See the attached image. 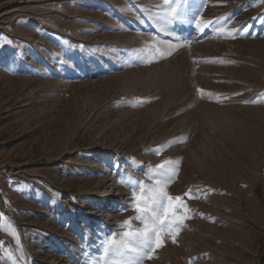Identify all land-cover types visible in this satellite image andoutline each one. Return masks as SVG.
Segmentation results:
<instances>
[{
	"label": "rangeland",
	"instance_id": "374dc122",
	"mask_svg": "<svg viewBox=\"0 0 264 264\" xmlns=\"http://www.w3.org/2000/svg\"><path fill=\"white\" fill-rule=\"evenodd\" d=\"M162 2L0 0V264H96L162 163L189 218L140 264H264V0Z\"/></svg>",
	"mask_w": 264,
	"mask_h": 264
},
{
	"label": "snow or ice",
	"instance_id": "6c2138e0",
	"mask_svg": "<svg viewBox=\"0 0 264 264\" xmlns=\"http://www.w3.org/2000/svg\"><path fill=\"white\" fill-rule=\"evenodd\" d=\"M187 0H163L162 14L156 17L157 22L161 24V28H167V25L173 24L175 21L181 20L184 15V6ZM209 25H205L208 27ZM199 28L200 25L197 24ZM203 31V29H200ZM225 36H233L234 30H221ZM166 42L159 41L154 45H150L148 50H140L143 54L150 53L154 58L171 55V51H165L164 44ZM146 62H152L147 60ZM198 89V92H202ZM143 102V101H141ZM159 155V152H157ZM156 173L152 185L145 184L144 181H137L133 185L132 200L129 205L134 210L135 215L120 223L119 227L125 229L119 234L113 233L110 238H101L100 255L96 264H140V261L149 251L162 246L161 234L167 230L171 235L173 242H176L174 229L178 230L184 221L189 217L185 214L181 216L179 209L183 206V198L181 196L173 197L166 191V186L172 180V174L166 163L156 166ZM191 189L183 195L189 199L195 198L191 195ZM139 221L142 227H135L132 221ZM15 237L16 232L11 233ZM117 257L119 259H112ZM150 259L151 256H148Z\"/></svg>",
	"mask_w": 264,
	"mask_h": 264
},
{
	"label": "bare ground",
	"instance_id": "6f19581e",
	"mask_svg": "<svg viewBox=\"0 0 264 264\" xmlns=\"http://www.w3.org/2000/svg\"><path fill=\"white\" fill-rule=\"evenodd\" d=\"M71 172H74V170H72ZM106 231H107V223L104 222L103 227L99 232V235H103ZM37 256L38 258L43 259V262L45 261L44 263H46L47 257L43 254V252H39Z\"/></svg>",
	"mask_w": 264,
	"mask_h": 264
}]
</instances>
